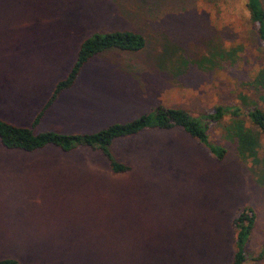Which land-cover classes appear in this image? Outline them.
<instances>
[{
	"label": "rangeland",
	"instance_id": "rangeland-1",
	"mask_svg": "<svg viewBox=\"0 0 264 264\" xmlns=\"http://www.w3.org/2000/svg\"><path fill=\"white\" fill-rule=\"evenodd\" d=\"M244 3L0 0V119L29 127L69 71L80 42L112 31L137 33L145 46L90 59L35 133L93 134L158 105L192 117L241 106L254 99L249 83L255 71H264ZM229 122L225 117L207 131L209 142L225 150L220 161L178 128L115 139L108 150L129 167L123 174H112L104 156L88 148L22 153L0 146V260L231 264L230 223L244 207L255 214L245 245L254 257L264 243V135L249 126L252 139L233 134ZM8 160L34 163L5 166ZM90 245L119 254L91 263L80 257Z\"/></svg>",
	"mask_w": 264,
	"mask_h": 264
},
{
	"label": "trees",
	"instance_id": "trees-1",
	"mask_svg": "<svg viewBox=\"0 0 264 264\" xmlns=\"http://www.w3.org/2000/svg\"><path fill=\"white\" fill-rule=\"evenodd\" d=\"M244 8L247 11L248 24L252 29V35L261 50L264 62V5L262 0H245ZM145 46L144 39L137 33L129 31H112L95 33L82 40L76 52L75 59L65 77L55 83L50 96L41 106L38 113L32 119L29 127L15 126L0 119V146L6 150H16L24 153H33L47 146L55 147L60 152L67 153L77 147L99 151L107 161V166L112 174H123L130 169L128 166L116 162L109 153L108 147L113 140L135 135L145 130H171L178 128L191 139L203 144L209 153L218 161L225 156V150L220 145L213 144L208 140V128L212 124L222 121L225 117L230 119L229 132L233 134L245 133L249 139L256 134L245 126L252 128L253 132L264 135V108L258 101L264 104V71L259 68L255 71L253 81L249 83L254 99L245 101L241 106L228 105L216 106L212 112L192 117L183 109L158 105L152 112L144 114L132 121L115 123L93 134L64 135L55 132H38L33 129L45 111L56 101L64 91L72 88L78 75L87 62L107 51H120L135 53ZM232 51L228 54L230 55ZM230 60V65L235 62ZM243 96V95H241ZM246 128V129H245ZM253 135V136H252ZM240 136L241 140L244 135ZM255 221V214L249 207H244L231 221L234 232V253L231 264H244L248 261L264 260V243L259 252L252 257L245 248ZM0 264H18L12 259H2Z\"/></svg>",
	"mask_w": 264,
	"mask_h": 264
},
{
	"label": "crops",
	"instance_id": "crops-1",
	"mask_svg": "<svg viewBox=\"0 0 264 264\" xmlns=\"http://www.w3.org/2000/svg\"><path fill=\"white\" fill-rule=\"evenodd\" d=\"M22 153H24V152H22ZM31 163H34V162L23 161V160H18V161H12V160L10 161V160H8V161H4L3 164H5V166L21 167V166H23L25 164H31ZM19 165H21V166H19ZM118 219H119V217H118ZM106 248H108V246H101V245H90V246H87L85 249H82V253H80V257H87L86 260L91 262V263H103V262H105V260H103V259L106 258L107 255L119 254V253L106 252L104 250ZM45 249H48V248H45ZM120 254H122V253H120ZM125 254L130 255L132 253L129 252V253H125ZM133 255H142V252H141V250H135L133 252ZM160 262H162V261H160Z\"/></svg>",
	"mask_w": 264,
	"mask_h": 264
}]
</instances>
